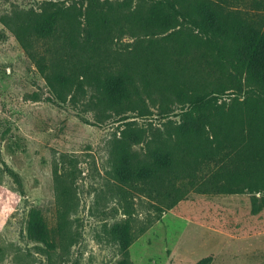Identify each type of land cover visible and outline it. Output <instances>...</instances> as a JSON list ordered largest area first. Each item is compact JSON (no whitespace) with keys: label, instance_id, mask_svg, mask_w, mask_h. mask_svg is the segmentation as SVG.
<instances>
[{"label":"rangeland","instance_id":"374dc122","mask_svg":"<svg viewBox=\"0 0 264 264\" xmlns=\"http://www.w3.org/2000/svg\"><path fill=\"white\" fill-rule=\"evenodd\" d=\"M124 1L140 0L97 3L116 9ZM46 2L66 10L78 25L76 32L32 41V53L44 56L53 67L70 71L91 56L90 65L100 64L106 72L117 74L129 66L139 72V47L150 40L160 42L165 54L161 71L169 74L168 83L165 75L146 70L145 77L156 87L142 94L145 115H124L146 133L145 142L132 147L140 158L149 139L164 136L170 121H180L183 107L170 94L172 86L191 93L224 83L209 67L208 53L178 48L196 36L185 25L179 39L168 34L133 37L123 24L114 26L108 38L87 53L81 15L91 0H0V264H197L209 257L211 264H264V207L254 210L262 203L261 194L190 192L174 209L164 211L143 195H131L133 215L129 219L124 214L110 164L111 144L121 126L116 121L121 118L99 114L95 90L88 85L80 91L74 87L61 103L7 25L18 16L37 13ZM233 8L264 21V0L239 1ZM244 92L237 95L245 97ZM232 93L226 92L219 103L229 105ZM212 168L209 165L208 172ZM34 210L40 212L51 244L30 238ZM61 215L66 217L62 226ZM128 222L135 239L125 256L109 232Z\"/></svg>","mask_w":264,"mask_h":264},{"label":"trees","instance_id":"16d2710c","mask_svg":"<svg viewBox=\"0 0 264 264\" xmlns=\"http://www.w3.org/2000/svg\"><path fill=\"white\" fill-rule=\"evenodd\" d=\"M97 1L91 0L81 15L88 34L87 53L94 52L114 26L124 25L133 37L168 34L179 39L180 28L185 25L196 36H190V42L183 40L178 48L187 53H208L209 67L224 79V83L211 90L196 88L191 93L172 86L170 94L183 107L180 121H170L164 136L149 139L145 157L140 158L132 147L144 143L146 133L124 115H145L142 94H149L156 87L145 77L146 70L153 75H165L164 82L168 83L169 74L161 71V57L165 54L160 50V42L150 40L146 47H139V72L131 66L117 74L106 72L100 64L90 65L91 56L68 71L49 65L44 56L32 53V41L78 31L75 17L46 2L37 13L7 21L61 103H66L74 87L80 91L88 85L95 90L94 106L99 114L108 112L121 118L116 121L121 126L111 144L110 164L111 177L125 206L124 214L129 219L133 215L131 195H143L164 211L174 209L190 192L261 194L262 203L254 210L264 207V21L233 8L234 3L246 0H140L135 4L124 1L116 9ZM243 88L245 97H240L237 92ZM230 90L235 92L233 101L229 105L219 103ZM241 98L244 100L240 101ZM209 165L213 168L208 172ZM60 221L62 226L66 217L61 215ZM28 229L31 239L51 244L39 211L31 212ZM109 234L127 256L135 239L130 223L113 226ZM211 262L209 257L197 264Z\"/></svg>","mask_w":264,"mask_h":264}]
</instances>
